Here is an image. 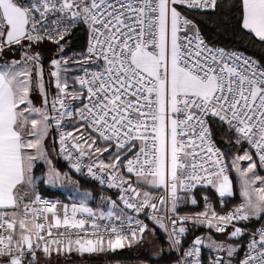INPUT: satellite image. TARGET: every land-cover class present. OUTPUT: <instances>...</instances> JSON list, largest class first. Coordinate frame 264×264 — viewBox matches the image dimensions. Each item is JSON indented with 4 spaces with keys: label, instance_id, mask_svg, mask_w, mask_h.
I'll return each instance as SVG.
<instances>
[{
    "label": "snow or ice",
    "instance_id": "1",
    "mask_svg": "<svg viewBox=\"0 0 264 264\" xmlns=\"http://www.w3.org/2000/svg\"><path fill=\"white\" fill-rule=\"evenodd\" d=\"M177 6L214 10L217 0H0V264H39L37 251L122 249L143 238L142 213L180 252L175 264H201L202 246L218 253L211 264H233L241 247L239 264H264V226L243 246L228 242L245 234L236 222L264 217V65L208 46ZM238 25L264 44V0H240ZM79 26L86 50L52 59L46 86L36 49L49 41L63 53L61 41ZM5 50L21 55L9 60ZM210 119L243 151L230 161L241 203L221 214L205 196L203 211L181 216L183 194L198 185L214 188L221 208L234 195ZM53 127L51 150L117 199L94 209L92 194L80 192L69 208L35 192L39 180H70L45 145ZM38 162L45 176L33 174ZM189 222L227 239L195 237L184 248Z\"/></svg>",
    "mask_w": 264,
    "mask_h": 264
},
{
    "label": "trees",
    "instance_id": "2",
    "mask_svg": "<svg viewBox=\"0 0 264 264\" xmlns=\"http://www.w3.org/2000/svg\"><path fill=\"white\" fill-rule=\"evenodd\" d=\"M180 11L188 17L199 30L200 35L203 37L204 41L214 47H223L226 49H234L240 51L251 58L259 61L264 65V44H261L258 40L249 37L243 31H241L238 25V19L240 17V0H219L217 2L216 8L209 11H193L184 8H179ZM88 31L84 26L77 27L71 35L67 36L64 48L66 53L71 56L74 54L78 55L84 52L87 48ZM41 53L44 72L46 74L45 79L48 78V70L50 68V61L55 59L57 56V48L54 47L52 50L49 46L43 42L39 48L36 49ZM76 74V70L70 72L68 75L72 76ZM210 129L212 131V139L218 146V148L225 154V162L229 163V168H231L230 161L233 156L241 155L243 153L241 146L235 145L234 137H232L225 129L212 120H210ZM51 139L52 143L54 141L52 132ZM55 152V151H54ZM231 153V154H229ZM255 158V157H254ZM55 165L59 170L67 171L69 176H71L78 187L89 190L92 195H96L105 190L104 187L97 185L92 179H90L86 174L69 172L65 165L60 162L56 157ZM260 174H264V171L257 169ZM231 178L233 180V191L234 195L229 198H225L224 208H221L220 197L208 186H200L196 189L194 196L197 201L195 207L181 206L179 211L183 213L194 214L204 210V197L207 196L210 204L217 210V212H224L225 210L235 207L239 200V191L237 184L232 176V171L230 172ZM43 191V189H42ZM41 191V192H42ZM43 195L56 198L59 191H54L52 189H44ZM150 224V220L147 224ZM243 225L249 227H255L259 225H264V217L259 220L254 219L249 222L242 223ZM153 228V227H152ZM155 229V227H154ZM187 233L185 234L183 243H188L194 239V237L200 234L205 229L199 227L198 225L188 224ZM157 240L160 246V254L147 255L146 249H139L133 247L127 251H112L105 254L107 263L114 262H131L136 260L135 264H174L175 255L170 249L167 236L163 231V235L160 230L156 231ZM237 240H240V245L243 246L246 240V236L243 235ZM243 250V247L236 253L235 262L238 263L239 256ZM40 254V253H39ZM37 254V255H39ZM104 260V259H103ZM126 264V263H125Z\"/></svg>",
    "mask_w": 264,
    "mask_h": 264
},
{
    "label": "rangeland",
    "instance_id": "3",
    "mask_svg": "<svg viewBox=\"0 0 264 264\" xmlns=\"http://www.w3.org/2000/svg\"><path fill=\"white\" fill-rule=\"evenodd\" d=\"M45 43L49 46V49H51V50L54 47L57 48V46L55 44H53V43H51L49 41H45ZM61 44L65 45V41H61ZM5 51H6V58L9 59V60H11V59H19V57L21 55L20 51H16L14 53L13 52H8L7 50H5ZM61 55L65 56V57H72L69 53H66L65 48L63 50V53H61L59 51V49L57 50V56L55 55V57H56L55 59H59ZM68 67H69L68 74L70 72H72V71H75V66L69 65ZM45 77H46V74H45ZM48 80H49V77L47 79H45L46 86H47V81ZM32 99H33V102L36 104V106H40L41 100H40V96H39V94L37 92H33L32 93ZM51 144H52V139H51V133L49 132V136L45 140V145H46V147H49ZM49 154H50V157L53 160V163L55 164L56 155H55V152L52 151L50 147H49ZM240 163H241V166L244 167V166L247 165L248 162L247 161H242ZM46 170H47L46 166L42 162H38L36 164V167L33 169V174L36 177H42V176H45ZM59 171L61 173L67 172V171H62V170H59ZM68 171L71 172V170H68ZM231 171L233 173L232 176L234 177V180L236 182V173H235V171L232 168H229V176L231 178V174H230ZM260 175H264V174H260ZM236 184H237V182H236ZM44 185H46V184L43 182V180H39L36 183L35 192L38 193L37 190H42L41 188L45 187ZM47 186H54V185H47ZM208 187H210L213 191L216 192V190L214 188H212L211 186H208ZM237 187H238V184H237ZM36 188H37V190H36ZM238 191H239V187H238ZM42 192L39 191L38 194L39 195H41V194L43 195ZM239 200H240L239 202H241L240 195H239ZM252 220H254V219H251L249 221H252ZM249 221H243V223L244 222L247 223ZM146 225H147V230L144 232L143 238L132 242L130 246L126 245L122 249L109 250V249H107V245L105 244V251H102V252L79 253V252L73 250L70 253L69 252L57 253V252L53 251L50 256H46L43 252H41L39 255H37V259L39 261V264H125V263L126 264H135L136 260H133L131 262H124V263H121V262L107 263L105 254L107 252L127 251V250H130L133 247H135V248L139 247V248H137V251H136L137 253H138L139 249H143L144 248V249H146L147 255H152V254H158L159 255L160 254V246H158L159 242H158V240H157L158 238L156 236L157 232H155V231H156V229L160 230L161 234L163 235V230H161L158 227H156L154 225V223L151 224V226H150L149 223L146 224ZM154 227H155V229H154ZM230 230L231 229H228L229 232H230ZM209 236H211L214 240H216L218 242L227 239V236H226L225 233H216V232H212V231H208V230L202 231L200 234L196 235L195 237L205 238V241L207 243V237H209ZM228 242L229 243H233V244H237V245H240V243H241L240 240H237V239H233V240L228 241ZM201 250L202 251H206V252H211V253L218 254L216 251H214L213 249L208 248L207 246H202ZM219 254L220 255H224V253H219ZM233 264H236L235 258L233 260Z\"/></svg>",
    "mask_w": 264,
    "mask_h": 264
},
{
    "label": "built area",
    "instance_id": "4",
    "mask_svg": "<svg viewBox=\"0 0 264 264\" xmlns=\"http://www.w3.org/2000/svg\"><path fill=\"white\" fill-rule=\"evenodd\" d=\"M219 0H217V2H218ZM178 7V10L180 11V9L179 8H182L181 6H177ZM188 10H191V9H188ZM209 10H211V8H209V9H204V10H193V11H198V12H203V11H209ZM182 15H184L183 13H182ZM185 16V15H184ZM188 18V17H187ZM189 19V18H188ZM190 20V19H189ZM194 23V22H193ZM196 26V25H195ZM197 28V27H196ZM181 35H183V33H181ZM199 35H200V33H199ZM201 36V35H200ZM67 37V36H66ZM66 37H65V39H66ZM201 38L203 39V37L201 36ZM88 40H89V33H88ZM88 40H87V45H88ZM203 41H204V39H203ZM205 42V41H204ZM206 43V42H205ZM207 44V43H206ZM208 45V44H207ZM208 46H210V45H208ZM210 47H214V46H210ZM215 48V47H214ZM219 48H223V47H219ZM223 49H225V50H227V51H237V50H234V49H226V48H223ZM237 52H240V51H237ZM242 53V52H241ZM244 54V53H243ZM246 55V54H245ZM246 56H248V55H246ZM248 57H250V56H248ZM77 74V73H76ZM211 120V119H210ZM210 120H209V127H210ZM51 132H52V135H53V138L55 139V140H58V133H57V131H56V129H55V127H53L52 129H51ZM213 140V139H212ZM215 145H216V143H215ZM216 147L218 148V146L216 145ZM56 148L58 149L59 148V144L57 143L56 144ZM55 155H56V157H57V159L60 161V162H62L64 165H65V167L68 169V170H70V165H69V162L67 161V160H64L61 156H59L58 154H57V152H55ZM72 172H74L75 173V171L74 170H71ZM82 173L83 174H86L87 175V170L86 169H83L82 170ZM88 176V175H87ZM90 179H92L95 183H97V185H99V186H101L100 185V183H99V181H97V180H95L94 178H92V177H90V176H88ZM102 187H104V186H102ZM198 187H200L199 185L195 188V189H193L190 193H187V194H183V195H185V198H186V201L187 202H185V203H181V205H180V207L181 206H188V207H195L196 205H197V203L195 204V205H193L192 203H191V197H194L195 198V196H194V193H195V191H196V189L198 188ZM105 189H108L107 187H104ZM108 190H110L113 194H114V196H115V198L117 199V190L116 189H108ZM162 195H163V192H162ZM41 196V198L42 199H45V200H49V201H55L56 202V200L54 199V198H52V197H49V196H46V195H40ZM241 202H239L237 205H239ZM236 205V206H237ZM228 210H230V209H228ZM146 212H150L151 210L150 209H146L145 210ZM178 213H179V215H181V216H183V215H189V216H192V215H195V213L194 214H189V213H183V212H180L179 211V209H178ZM221 214H223V212L221 213ZM139 219L146 225L147 224V221H149V220H151V219H149L145 214H141L140 215V217H139ZM243 223V221H239V222H236V226L237 227H241L242 229H244L245 230V236H246V240H245V242H244V245L247 243V241H248V239H249V234L251 233V232H253V231H255L256 229H258V228H260V227H262V226H264V225H259V226H255V227H249V226H246V225H243L242 224ZM188 224H193V223H191V222H189ZM187 224V225H188ZM187 225H186V227H187ZM194 225H198L199 227H201V228H203V229H205V230H208V231H212V232H215V230L214 229H209L208 227H207V225H203V224H194ZM229 229H232L231 227H229ZM237 239V238H236ZM191 242L192 241H190V242H188V243H183L184 244V248H187L190 244H191ZM42 251H37V254H39V253H41ZM243 252H244V248H243V250H242V252H241V254H240V256H239V259H238V263L237 264H239V260L240 259H242L243 258ZM174 255H175V261H174V264H175V262H176V260H177V257L180 255V252H174ZM216 255L217 254H215V253H211V252H206V251H202L201 250V256H200V260H201V264H211V262H212V260L216 257Z\"/></svg>",
    "mask_w": 264,
    "mask_h": 264
},
{
    "label": "crops",
    "instance_id": "5",
    "mask_svg": "<svg viewBox=\"0 0 264 264\" xmlns=\"http://www.w3.org/2000/svg\"><path fill=\"white\" fill-rule=\"evenodd\" d=\"M44 186L45 187H43L41 189H43V190L44 189H52L54 191L55 190L59 191L58 196L54 199L60 205H63V204L69 205V208L71 207V204L73 202L79 201L80 197L78 196V193H80V192L91 193L89 190L78 187L75 180L72 177H70L69 181H65L63 184L58 183L54 186H47V185H44ZM36 190H37V188H36ZM39 191L41 192L42 190H37L38 193H39ZM154 195H162V192L154 193ZM105 197H111L113 200L116 199L114 194L110 190L105 189V190H102V192L99 194L92 195V199H90V201H89V206L93 207L94 209L99 207V206H102L103 199ZM158 207H159V205H158ZM150 223L153 224V221L150 220ZM232 230L233 229H231L230 231H232Z\"/></svg>",
    "mask_w": 264,
    "mask_h": 264
}]
</instances>
